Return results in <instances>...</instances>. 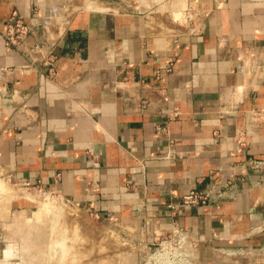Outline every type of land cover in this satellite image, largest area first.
Listing matches in <instances>:
<instances>
[{
	"label": "crops",
	"instance_id": "0c3cea01",
	"mask_svg": "<svg viewBox=\"0 0 264 264\" xmlns=\"http://www.w3.org/2000/svg\"><path fill=\"white\" fill-rule=\"evenodd\" d=\"M42 1L0 0L4 175L148 244L183 227L205 264H264V0H196L190 23L168 9L190 0H86L67 18ZM14 11L33 29L20 45ZM215 179L230 181L215 201L181 203Z\"/></svg>",
	"mask_w": 264,
	"mask_h": 264
},
{
	"label": "rangeland",
	"instance_id": "374dc122",
	"mask_svg": "<svg viewBox=\"0 0 264 264\" xmlns=\"http://www.w3.org/2000/svg\"><path fill=\"white\" fill-rule=\"evenodd\" d=\"M83 1L86 0L42 3L54 18H67L84 7ZM178 7H167L174 8L171 17L176 23L194 22L201 10L196 0H190L185 11ZM4 174L0 170V260L4 264H168L165 258L155 256L162 252L161 248L148 244L134 221L98 217L57 191L33 185L23 188ZM14 195L26 197L30 205L11 208L10 199ZM29 238L33 239V246ZM24 251L32 257L25 256Z\"/></svg>",
	"mask_w": 264,
	"mask_h": 264
},
{
	"label": "built area",
	"instance_id": "2783aa9c",
	"mask_svg": "<svg viewBox=\"0 0 264 264\" xmlns=\"http://www.w3.org/2000/svg\"><path fill=\"white\" fill-rule=\"evenodd\" d=\"M33 32L32 27L25 19L14 11L7 21V29L5 34V42L8 45H20L28 35ZM53 73V71H51ZM254 168H260L264 161L253 159L251 161ZM230 184V181L221 179L213 180L209 186L204 189H190L181 197L182 204H209L222 196L224 189ZM166 235V236H165ZM151 244H158L162 252L155 253L160 259L165 258L168 264H173L175 261L180 264H205L197 255L196 242L192 236L183 227L177 226L173 231H170L162 236L155 238ZM185 244L187 246H185ZM173 245L176 247L174 248ZM180 250V251H178ZM259 255H264V246L260 249ZM156 257V258H157ZM194 259V260H192ZM164 262V260H159ZM190 261V262H189ZM193 261V262H191Z\"/></svg>",
	"mask_w": 264,
	"mask_h": 264
},
{
	"label": "bare ground",
	"instance_id": "6f19581e",
	"mask_svg": "<svg viewBox=\"0 0 264 264\" xmlns=\"http://www.w3.org/2000/svg\"><path fill=\"white\" fill-rule=\"evenodd\" d=\"M179 14H180V13H179ZM179 14H178V15H179ZM176 17H177V16H176ZM176 17H175V18H176ZM29 240H30V242H29V243H31V245H32V240H33V239L31 240V239L29 238ZM32 246H33V245H32ZM32 246H31V247H32ZM55 246H56V245H55ZM26 247L28 248V246H26ZM26 247H25V248H26ZM28 249H29V248H28ZM54 249H55V248H54ZM29 251H30V250H29ZM24 252H25V253H24V254H25V256H27V257H29V256H30L29 254H26V253H27V251H24ZM74 253H75V252H74ZM86 253H87V251H86ZM56 255H57V254H56ZM58 256H59V255H58ZM30 257H32V256H30ZM54 257H55V256H54ZM71 257H73V255H72ZM79 257H80V256H79ZM81 258H82V257H81ZM74 259H75V257H74ZM74 259H72V260H74ZM79 259H80V258H79ZM79 259H78V260H79ZM32 262H33V261H32ZM75 262H78V261L76 260ZM34 263H35V262H34ZM69 263H70V262H69ZM69 263H68V264H69ZM75 264H76V263H75Z\"/></svg>",
	"mask_w": 264,
	"mask_h": 264
}]
</instances>
